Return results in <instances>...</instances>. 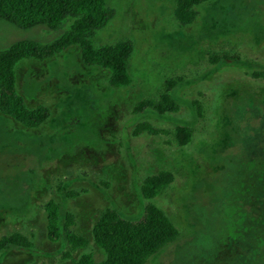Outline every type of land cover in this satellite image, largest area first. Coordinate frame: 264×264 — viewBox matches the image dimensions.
<instances>
[{"label": "rangeland", "instance_id": "rangeland-1", "mask_svg": "<svg viewBox=\"0 0 264 264\" xmlns=\"http://www.w3.org/2000/svg\"><path fill=\"white\" fill-rule=\"evenodd\" d=\"M113 18L95 32V47L130 41L132 84L114 90L109 73L85 67L78 47L44 61L21 60L16 93L28 109L49 118L25 129L0 114V238L26 236L33 249L9 248L0 264H72L64 239L47 240L44 205L53 201L73 216L71 230L95 247L91 231L107 208L138 218L142 180L172 173L169 189L154 200L179 232L146 264H264V0H216L195 8L183 28L173 0H104ZM29 29L0 20V52L19 42L48 45L70 27ZM212 53L238 57L210 64ZM166 79L178 80L176 114L135 115L136 103L156 99ZM148 122L169 132L133 137ZM186 126L185 147L172 142ZM70 194H75L72 197Z\"/></svg>", "mask_w": 264, "mask_h": 264}, {"label": "trees", "instance_id": "trees-1", "mask_svg": "<svg viewBox=\"0 0 264 264\" xmlns=\"http://www.w3.org/2000/svg\"><path fill=\"white\" fill-rule=\"evenodd\" d=\"M216 0H173V16L178 27L190 26L195 17V8ZM114 16L104 0H0V20L19 29H29L43 25L51 30L58 29L66 22L70 27L59 39L48 45L34 42H19L0 52V114L6 116L25 129H37L49 118V111L39 106L28 109L15 89V67L21 60L44 61L61 54L69 47L80 50V60L85 67H97L109 73L108 85L120 90L130 87L132 78L128 72V61L133 53L130 41H120L113 45L95 47L91 38ZM210 64L221 61H237L238 57L212 53ZM254 79L264 80V71L252 74ZM180 79H166L156 99H145L135 104L133 114L151 111L157 115L176 114L179 106L172 97V91ZM169 134L153 127L148 122L136 125L133 137L141 135L159 136ZM178 147L187 146L192 139V131L186 126L174 129L170 134ZM174 181L172 173L160 171L145 177L140 185V195L144 201L141 215L127 219L113 208H107L94 224L91 235L96 248L104 253V259L96 261L92 254L84 253L77 260L72 255L84 251L88 241L76 235L71 227L73 216L64 214L61 222L59 205L49 201L43 207L46 214L47 240L58 243L64 239L69 250L63 259L72 264H146L165 246L175 242L179 232L156 206L154 200L162 196ZM74 197L75 194H70ZM9 248L33 249L32 242L24 235L12 233L0 238V255Z\"/></svg>", "mask_w": 264, "mask_h": 264}]
</instances>
